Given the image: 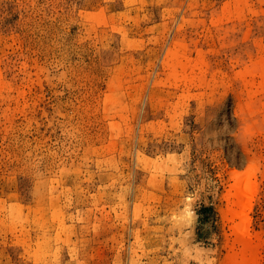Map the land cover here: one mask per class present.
Returning <instances> with one entry per match:
<instances>
[{
    "label": "rangeland",
    "instance_id": "rangeland-1",
    "mask_svg": "<svg viewBox=\"0 0 264 264\" xmlns=\"http://www.w3.org/2000/svg\"><path fill=\"white\" fill-rule=\"evenodd\" d=\"M0 264H264V0H0Z\"/></svg>",
    "mask_w": 264,
    "mask_h": 264
}]
</instances>
